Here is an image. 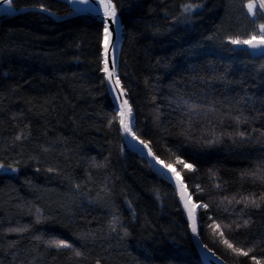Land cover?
Masks as SVG:
<instances>
[{"label": "trees", "instance_id": "16d2710c", "mask_svg": "<svg viewBox=\"0 0 264 264\" xmlns=\"http://www.w3.org/2000/svg\"><path fill=\"white\" fill-rule=\"evenodd\" d=\"M248 2L112 0L134 134L180 173L225 264H264V58L229 42L264 24ZM22 7L71 12L60 0L10 9ZM102 44L91 16L0 18V167L16 171L0 174V264H202L175 191L122 141Z\"/></svg>", "mask_w": 264, "mask_h": 264}, {"label": "water", "instance_id": "95a60500", "mask_svg": "<svg viewBox=\"0 0 264 264\" xmlns=\"http://www.w3.org/2000/svg\"><path fill=\"white\" fill-rule=\"evenodd\" d=\"M14 1V0H12ZM64 3H66L70 9L71 12L69 14H66L64 16H56L53 15L51 12L39 8V7H22L19 8L16 12H13L11 9L8 11L0 10V18L5 15H14L18 13L28 12V11H37L47 14L48 16L52 17L53 19L57 21L65 20L77 15H87L91 16L95 19H97L99 22H101L103 27V64L105 68V33L104 28L107 25L109 30V37H108V69L109 71H112V63L115 62V70L112 77L111 82L108 79L107 73L104 71V79H105V86L107 89L108 96L111 100V103L113 105V111L116 113L118 117V125H119V131L121 134L122 141L126 147L127 150L130 152L136 154L140 158H142L145 163L148 165L149 169L152 173H154L156 176H158L161 180L168 183L173 190L175 191L176 198L178 201V204L184 214L185 221L188 225L189 235L191 238V242L193 246L195 247L197 254L202 262V264H225L220 258L217 259V256L214 255L211 250H209L205 245L203 244L201 237H200V231L197 221V210L195 208V219L197 224V232L196 234L192 231V222L189 219V212L188 209L185 208V202L187 201L189 204V207L192 205H195L192 199H188L190 196L189 192L187 191V188L182 180L181 177H179L180 181H182L183 187L178 184L177 178L173 176L172 172L168 171L166 168L162 167L161 163L157 162V158L152 153L149 145L148 147H145L144 145L146 143H141V140H139L135 134H134V117L131 110V117H130V124H131V132L132 134L126 133L123 129V127L120 124V115L119 111L121 109V105L124 100H127V95L123 91L121 87V83H119V86L117 87L115 84L116 80H119L118 77V61H119V52L121 48L122 43V35H121V23L119 20V17L117 15V23H113L111 19H108L105 17L104 14V8L101 4V0H88L87 3H82L80 0H60ZM8 8L7 0H0V9ZM230 47L233 51H244L246 52L251 59L258 60L264 58V52L259 50H253L251 48H248L247 46H238L233 45L230 43ZM120 82V80H119ZM115 88V90H113ZM121 93H123L121 95ZM119 97V99H117ZM128 107H130L128 102ZM131 108V107H130ZM126 111V109H125ZM135 137V138H134ZM151 153V154H150ZM155 157V158H154ZM160 161V160H159ZM184 197L182 199L181 197Z\"/></svg>", "mask_w": 264, "mask_h": 264}, {"label": "snow or ice", "instance_id": "6c2138e0", "mask_svg": "<svg viewBox=\"0 0 264 264\" xmlns=\"http://www.w3.org/2000/svg\"><path fill=\"white\" fill-rule=\"evenodd\" d=\"M80 2L82 3H87L88 0H80ZM7 4H8V8L5 9H0L3 11H8L11 7L12 4V0H7ZM101 4L104 8V14L105 17L108 19H111V21L113 23H117V14H116V7L115 5L112 3V0H101ZM248 13L255 17L257 14V10L259 9L260 11H264V0H259V2L257 3V0H249V2L246 5ZM192 10V6L191 5H187L185 7V11H190ZM259 32L252 34L250 36H248L245 39H230V43H232L233 45H238V46H247L248 48H251L253 50H259L264 52V24H260L259 26ZM104 33H105V68L104 71L107 73L108 79L111 82L113 74H114V70H115V62L113 61L112 63V71H109L108 69V37L110 35L109 30L107 25L104 28ZM119 80L115 81L116 86H119ZM115 90V88L113 89ZM123 93H121L122 95ZM117 99H119V97H117ZM126 109V111H125ZM119 115H120V124L123 127L124 131L126 133L132 134L131 132V124H130V117H131V108L128 107V102L127 100H124L122 105H121V109L119 111ZM237 122L239 123V119L237 118ZM239 135L241 137L244 136V133H239ZM135 138V137H134ZM141 143H143V141H141ZM145 147H148L147 144L144 145ZM151 154V153H150ZM155 158V157H154ZM158 163H161L162 167L166 168L168 171L172 172L173 176H175L177 178L178 184H180L181 187H183L182 181H180L179 177H180V173L177 172L174 168L172 164H164L162 161L157 160ZM176 163L183 165V168L189 169L191 170L193 168L192 164L190 163H186L184 160H181L177 157L176 159ZM182 199H184L183 195L181 197ZM189 200L191 199V197L188 198ZM261 199H264V197H262ZM251 204L259 207V204L253 200L251 201ZM202 207H207V205H201ZM197 207V205H192L191 207H189L188 202H185V208L188 209L189 212V219L192 222V231L194 234H196L197 232V224H196V219H195V208ZM217 229L220 228L219 225L215 226ZM220 235L223 236V232H220ZM223 243L232 250L233 253H235L237 256H249L250 252L252 251V249L249 250H244L242 247H236L234 246L231 242H229V240L224 239ZM58 247H71L70 244L66 243V242H59L57 244ZM77 256H80L81 253L80 252H76ZM215 255V254H214ZM217 259H219V257H217ZM251 259L254 260V264H261V261L257 260L255 257H251ZM236 264H239V262L237 261Z\"/></svg>", "mask_w": 264, "mask_h": 264}, {"label": "rangeland", "instance_id": "374dc122", "mask_svg": "<svg viewBox=\"0 0 264 264\" xmlns=\"http://www.w3.org/2000/svg\"><path fill=\"white\" fill-rule=\"evenodd\" d=\"M259 2V0H257V3ZM247 12H248V10H247ZM257 12H260V13H264V11H260L259 9L257 10ZM249 14V13H248ZM257 15V14H256ZM249 16L251 17V18H255V17H253V16H251L250 14H249ZM13 173H16V171L15 170H12V169H7V168H4V167H0V174H13Z\"/></svg>", "mask_w": 264, "mask_h": 264}]
</instances>
